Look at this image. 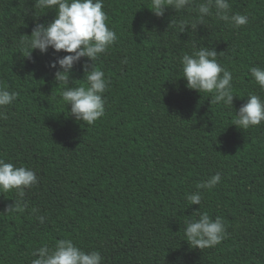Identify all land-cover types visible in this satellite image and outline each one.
Returning <instances> with one entry per match:
<instances>
[{
    "label": "trees",
    "instance_id": "trees-1",
    "mask_svg": "<svg viewBox=\"0 0 264 264\" xmlns=\"http://www.w3.org/2000/svg\"><path fill=\"white\" fill-rule=\"evenodd\" d=\"M199 2L157 17L151 0H103L117 40L94 62L108 82L105 115L87 125L68 116L49 67L67 53L27 57L20 44L55 10L0 0V87L18 93L0 120V159L38 177L22 199L0 194V264H31L61 239L99 251L102 264H264V123L231 124L249 94L264 99L249 71L264 68V0H228L230 16H248L239 28L214 13L200 22ZM180 21L190 25L184 32ZM202 46L232 72L233 107L186 87L180 58ZM86 61L69 86H86ZM217 173L214 188H197ZM198 191L201 204L190 205ZM17 201L22 211L7 210ZM203 212L222 218L226 237L193 248L184 229Z\"/></svg>",
    "mask_w": 264,
    "mask_h": 264
},
{
    "label": "clouds",
    "instance_id": "clouds-1",
    "mask_svg": "<svg viewBox=\"0 0 264 264\" xmlns=\"http://www.w3.org/2000/svg\"><path fill=\"white\" fill-rule=\"evenodd\" d=\"M195 0H151L150 10L162 17L167 8L179 12L192 7ZM35 6L41 10L54 9L55 17L47 24L37 23L31 35L22 36L20 44L30 49L46 53L49 48L54 52H64L67 55L58 57L49 65L56 69L54 79L58 86L63 85L60 98L66 106L70 117L78 122L93 125L105 115V100L103 94L107 90L108 82L105 73L95 67L94 62L104 54L117 40L115 31L106 24L107 15L102 10L103 0H36ZM198 20L203 22L206 16H215L233 27L239 28L248 23V16L243 14L229 15L228 0H201L195 4ZM190 25L187 21H180L179 28L184 32ZM197 27V25H191ZM215 49L202 46L191 54L180 58L182 78L186 80V87L199 93L212 94L211 103L233 107V74L217 60ZM87 58L82 65L86 86H69L70 74L73 67ZM252 78L264 92V68L251 67ZM77 81V80H75ZM18 93L10 92L0 87V120H7L5 109L12 105ZM264 123V99L259 95L249 94L247 103L236 110L232 125L247 130ZM221 182L219 173L205 182L197 185L198 189H212ZM38 183L36 173L27 167H17L10 162L0 159V194L15 192L23 198L26 189H31ZM190 205H200L202 195L195 192L187 195ZM7 210L22 211L19 202L9 206ZM198 212V210L196 211ZM41 224L45 217L38 216ZM186 241L193 248L205 249L215 247L226 237V228L221 217L212 220L207 212L199 213L198 219L186 222L184 229ZM34 256L37 258L31 264H102L99 251L85 252L70 239L58 240L52 248L43 245L38 248Z\"/></svg>",
    "mask_w": 264,
    "mask_h": 264
}]
</instances>
